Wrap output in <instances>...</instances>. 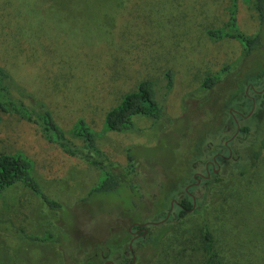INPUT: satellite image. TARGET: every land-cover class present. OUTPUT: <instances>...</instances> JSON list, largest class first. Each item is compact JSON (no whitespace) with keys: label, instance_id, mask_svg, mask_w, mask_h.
I'll return each instance as SVG.
<instances>
[{"label":"rangeland","instance_id":"rangeland-1","mask_svg":"<svg viewBox=\"0 0 264 264\" xmlns=\"http://www.w3.org/2000/svg\"><path fill=\"white\" fill-rule=\"evenodd\" d=\"M221 29L259 34L262 47L245 56L241 42L209 37ZM0 66L14 96L37 114L44 106L67 132L84 120L102 153L84 151L98 158L92 166L0 111V153L30 157L45 193L61 204L54 209L21 185L4 191L0 264H149L154 225L136 238L125 231L169 213L175 220L182 202L196 209L215 190L213 174L198 184L194 178L207 176L213 155L227 157L230 143L231 159H219L215 173L227 178L251 162L264 138V13L255 0H0ZM220 73L214 88H203ZM144 81L155 83L163 117L136 118L127 133L108 131L106 115ZM132 156L131 191L120 181ZM255 163L246 176H231L236 195L228 204L243 201L248 241H262L253 263L264 264V151ZM119 166L115 189H101L114 186L107 180Z\"/></svg>","mask_w":264,"mask_h":264},{"label":"trees","instance_id":"trees-1","mask_svg":"<svg viewBox=\"0 0 264 264\" xmlns=\"http://www.w3.org/2000/svg\"><path fill=\"white\" fill-rule=\"evenodd\" d=\"M255 5L260 16L263 17L264 0H255ZM230 15L229 21L235 24L234 10H231ZM209 37L214 41L232 38L241 42L245 56L255 54L262 47L259 34L246 36L241 32L232 34L228 31L223 32L221 29L209 32ZM226 70L227 68L222 72ZM258 77L259 80L264 79V72ZM9 79L10 76L0 66V111L2 113L18 116L22 121L33 126L48 143L57 145L64 154L82 157L92 166L100 165L97 157L84 153L86 150L89 153L95 152L96 156H102L95 135L86 126L84 120H78L69 132L65 131L57 123L51 111L44 106L39 107L37 114L32 108L27 107L23 100L14 96L8 82ZM220 81L221 73L207 77L202 86L204 89H212ZM155 87L154 82L144 81L139 84L136 92L125 96L120 105L106 115L105 124L108 131L130 132L135 128L136 118L160 120L163 117V109L157 98ZM197 148L199 150V147ZM263 151L264 138L258 139L256 147L252 149L251 162L248 165H238L227 178L213 174L215 190L202 204L198 203L196 209L193 203L182 202V207H179L175 220L170 216L164 223L152 226L149 243L156 245L157 250L149 260V264H254L255 252L262 247L260 245L262 241L259 238V244H255L253 240L248 241L249 232L246 230L244 211L241 206L243 201L234 207L230 206L228 201L230 196L234 198L236 195L230 182L231 176L234 174L241 178L250 173ZM128 160L126 167L128 177L122 175L120 182L132 191L135 186L128 183L126 179L134 176L137 164L134 156L132 159L128 157ZM34 166L33 160L22 152L0 153V195L12 187L21 185L30 190L33 195L40 197L50 207L60 209L61 204L50 199L45 193L36 177ZM122 168L123 166L120 170H113L111 178L107 180L113 181L114 186L107 188V185L103 184L101 189H115L117 184L115 179L121 176ZM177 185L178 183L175 185L176 189ZM175 190H172L173 193L167 199L162 198L160 203L164 200L167 204ZM125 232L127 236H130L128 230ZM161 240L163 241L160 242ZM122 246L123 243L120 242L119 246H115L114 249L119 251Z\"/></svg>","mask_w":264,"mask_h":264},{"label":"flooded vegetation","instance_id":"flooded-vegetation-1","mask_svg":"<svg viewBox=\"0 0 264 264\" xmlns=\"http://www.w3.org/2000/svg\"><path fill=\"white\" fill-rule=\"evenodd\" d=\"M239 117L244 118V116L241 115V114H240ZM239 131H240V129L238 128V131H237V132H239ZM227 142H228V141H227ZM225 148H226V150L228 151L229 155L226 157V156L223 155L222 153H220V152H216V153L213 155L212 160L209 161V162H207L206 165H205V171H206L207 176H205L204 179H201L202 176H200V177L197 176V175H200V174H197V175L194 176V178L197 180V184H198L200 181L208 180V179H206V178H208L209 176H212V174L217 173V171L221 168V164H220V162H219V159L222 158V159H224V161H229V160L231 159V158H230V157H231L230 155L233 154V149H232V147L230 146V143H229V142L225 144ZM172 204H173V207H176V206H177V203H176V202H173ZM173 207H172V208H173ZM179 207L181 208L182 205H180ZM166 218H167V216H166ZM166 218H165L163 221H167ZM159 223H160V222H159ZM138 225H142V224L135 223V224L131 225V227H130L131 230H133V228H135V229L137 230V232H133V231L129 230V232H130L131 235H133V234H135V233L138 234V235L134 236V238H136L137 236H139V233H143V234H144V231L146 230L145 228H143V227H141V226H138ZM108 263L113 264L114 262H112V261H107L106 264H108ZM114 264H115V263H114Z\"/></svg>","mask_w":264,"mask_h":264},{"label":"water","instance_id":"water-1","mask_svg":"<svg viewBox=\"0 0 264 264\" xmlns=\"http://www.w3.org/2000/svg\"><path fill=\"white\" fill-rule=\"evenodd\" d=\"M172 207H173V204H172ZM194 208H195V205H194ZM170 217V213L167 215V218H166V220L168 219ZM163 222H165V221H162V222H158V223H147V224H142V225H138V226H141V227H143V228H145V227H148V226H150V225H154V226H157V225H159V224H161V223H163ZM147 231L145 230V232H144V234L146 233Z\"/></svg>","mask_w":264,"mask_h":264}]
</instances>
